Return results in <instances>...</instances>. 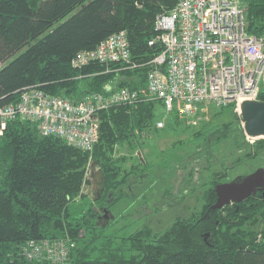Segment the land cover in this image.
<instances>
[{
  "label": "trees",
  "instance_id": "16d2710c",
  "mask_svg": "<svg viewBox=\"0 0 264 264\" xmlns=\"http://www.w3.org/2000/svg\"><path fill=\"white\" fill-rule=\"evenodd\" d=\"M177 1L0 0V107L33 85L73 101L109 88L145 87L146 65L105 72L103 63L77 68L72 60L125 30L135 60L149 61L162 50L160 43H148L156 35V16ZM244 1L248 32L263 35L264 0ZM258 98L264 101V90ZM163 108L159 100H145L101 111L92 151L42 135L31 119L9 121L0 136V264H49L25 257L23 246L67 236L70 264H264V241L258 240L264 191L210 208L218 183L264 166V137L248 139L235 102L212 107L211 119L198 125L167 114L166 130L190 132L176 142V167L185 171L175 195L171 184L156 188L158 176L138 155L158 132ZM122 149L134 161L130 166L118 155ZM92 163L105 174L97 199L82 189L92 184L91 176L85 178ZM193 195L197 206L176 212V199ZM174 204L170 223L153 226Z\"/></svg>",
  "mask_w": 264,
  "mask_h": 264
},
{
  "label": "built area",
  "instance_id": "2783aa9c",
  "mask_svg": "<svg viewBox=\"0 0 264 264\" xmlns=\"http://www.w3.org/2000/svg\"><path fill=\"white\" fill-rule=\"evenodd\" d=\"M247 25L244 0H178L172 9L156 16V35L148 43H160L162 50L149 61L135 60L125 30L109 35L94 49L78 52L72 60L77 68L103 63L105 72L146 65L145 87L109 88L73 101L38 85L28 86L19 100L0 107V136L9 121L23 117L33 120L42 135L92 151L100 138L101 111L119 105L159 100L166 114L176 113L191 125L203 120L209 108L230 102H235L240 114L242 101L259 100L264 90V34L249 33ZM164 122L158 121L157 127H164ZM90 171L89 166L87 178ZM258 240L264 241V225ZM72 245L68 236L30 240L22 254L39 262L70 264Z\"/></svg>",
  "mask_w": 264,
  "mask_h": 264
},
{
  "label": "rangeland",
  "instance_id": "374dc122",
  "mask_svg": "<svg viewBox=\"0 0 264 264\" xmlns=\"http://www.w3.org/2000/svg\"><path fill=\"white\" fill-rule=\"evenodd\" d=\"M209 108V107H207ZM160 112V110H159ZM162 113H164L163 118L164 119V126L167 120V114H165L166 112L163 110H161ZM211 119V108H209L205 113H204V118L203 121H208ZM185 124L188 125V122H184ZM198 125V124H197ZM144 137L148 136V134H144ZM190 136V132H185V131H181V130H173V129H165V127L159 128L158 132L153 133L152 135L149 136V138L147 139L146 143L143 147H142V157L143 159H146V162L148 163V165H151L154 176H158V179L156 180L158 183L155 184L156 188L161 189L163 186L167 185V184H171L172 186V191L175 195H180L181 193V188H180V184L182 182L183 179V175H184V168H178L176 167V163L178 160V157H176V142L178 140L181 139H186L189 138ZM261 137L258 138H254V139H259ZM173 148V149H172ZM118 155H125L127 157V160L124 163V166H130L132 163H134L133 160H131V157L128 150L126 149H122L117 151ZM144 159V161H145ZM260 163V160L254 161L252 167H257ZM174 165V166H173ZM90 165L88 164L87 169ZM170 167V168H169ZM264 167V166H263ZM149 168V166H148ZM147 168V169H148ZM98 169V168H97ZM243 170V169H242ZM92 171V169H91ZM90 171V172H91ZM91 175V173H90ZM163 177V179H162ZM87 179V177H85ZM92 178V177H91ZM155 179V177H154ZM93 181V179H91ZM93 183V182H92ZM82 189H84V191L87 193V195L94 197V191H95V187L93 184L87 185L84 184L82 186ZM143 190V186H140V191ZM180 191V192H179ZM82 197H80L79 199H81ZM176 212L180 211V210H186V209H191L197 206L198 202L196 200V195L187 197V198H180V199H176ZM180 201V202H178ZM85 203H87V200H84ZM125 203H129L128 201H123L122 203L119 204L118 209L121 210V208H124V204ZM135 206V204H133L131 207L133 209V207ZM175 208V204L173 205V207H171V209L167 212H164L162 215H160L159 217H157V219H155L154 221H151L153 223V226L155 225L156 228H164L166 227L171 219H172V209ZM130 210V208H129ZM128 210V211H129ZM188 211V210H186ZM181 212V211H180Z\"/></svg>",
  "mask_w": 264,
  "mask_h": 264
},
{
  "label": "water",
  "instance_id": "95a60500",
  "mask_svg": "<svg viewBox=\"0 0 264 264\" xmlns=\"http://www.w3.org/2000/svg\"><path fill=\"white\" fill-rule=\"evenodd\" d=\"M243 126L250 137H264V101L246 99L240 105ZM138 155L143 159L142 153ZM144 160V159H143ZM91 177L95 187L94 199L101 197L104 192L105 174L102 169H97L96 164H91ZM217 199L211 209H219L229 203H239L259 190H264V167H259L246 176L218 183L215 187Z\"/></svg>",
  "mask_w": 264,
  "mask_h": 264
},
{
  "label": "flooded vegetation",
  "instance_id": "af4514ba",
  "mask_svg": "<svg viewBox=\"0 0 264 264\" xmlns=\"http://www.w3.org/2000/svg\"><path fill=\"white\" fill-rule=\"evenodd\" d=\"M260 191V190H259ZM262 191H264V190H262Z\"/></svg>",
  "mask_w": 264,
  "mask_h": 264
}]
</instances>
